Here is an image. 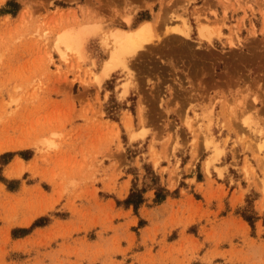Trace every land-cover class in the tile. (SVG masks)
<instances>
[{
	"label": "rangeland",
	"instance_id": "374dc122",
	"mask_svg": "<svg viewBox=\"0 0 264 264\" xmlns=\"http://www.w3.org/2000/svg\"><path fill=\"white\" fill-rule=\"evenodd\" d=\"M0 264H264V0H0Z\"/></svg>",
	"mask_w": 264,
	"mask_h": 264
},
{
	"label": "bare ground",
	"instance_id": "6f19581e",
	"mask_svg": "<svg viewBox=\"0 0 264 264\" xmlns=\"http://www.w3.org/2000/svg\"><path fill=\"white\" fill-rule=\"evenodd\" d=\"M149 23L150 21H144L142 25L135 28L134 31H117L112 35L115 48L113 49L112 47L113 50L110 56V60L105 64L102 75L97 79L98 83H101L103 78L110 76V73L111 71H113L116 61L119 62L120 60H122L121 62H123L124 64L125 61H123V56L127 55L128 53H135L140 48L144 47L147 43L152 42V39L148 36L151 32ZM85 30L81 32H84ZM180 34L188 36V33L185 30L181 31ZM77 36L78 34L76 35L74 33L65 34L61 36V42H63L66 46L71 47V45H74L76 43L75 39L77 41ZM126 92L127 91L125 89L123 93L125 94Z\"/></svg>",
	"mask_w": 264,
	"mask_h": 264
},
{
	"label": "trees",
	"instance_id": "16d2710c",
	"mask_svg": "<svg viewBox=\"0 0 264 264\" xmlns=\"http://www.w3.org/2000/svg\"><path fill=\"white\" fill-rule=\"evenodd\" d=\"M18 6V4L16 5ZM15 6V7H16ZM163 191V189H161ZM166 197V195H162L161 191L157 193V201L163 200ZM144 201L143 193L140 191H133L129 198L125 201L127 205H134L135 208H138L140 204H142Z\"/></svg>",
	"mask_w": 264,
	"mask_h": 264
}]
</instances>
